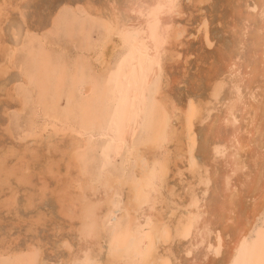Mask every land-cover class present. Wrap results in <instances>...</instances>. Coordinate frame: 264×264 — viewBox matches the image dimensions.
<instances>
[{
    "label": "bare ground",
    "instance_id": "1",
    "mask_svg": "<svg viewBox=\"0 0 264 264\" xmlns=\"http://www.w3.org/2000/svg\"><path fill=\"white\" fill-rule=\"evenodd\" d=\"M5 1L6 5H0V77L14 68L13 54L18 47L3 39L2 21L10 9L19 10L18 15L24 18L20 0ZM177 6V0H132L126 12L120 14L113 4L109 9L90 3L81 7L65 4L52 18L69 32L78 26L87 46L89 22L103 25L108 43L117 34L119 41L114 48L112 45V55L121 59L120 65L114 76L96 79L87 77L82 65L74 63L73 88H69L66 97L68 104L75 97L76 108L69 104L60 121L46 118L38 126L40 133L35 126L32 133H23L24 138H32L31 143L4 144L0 150V208L15 210L17 188L12 187L10 180L31 184L36 171L34 162L42 157L36 175L41 184L39 198L47 191L54 194L60 212L72 221L68 226L78 238L68 255L73 262L80 258L81 264H88L89 256L100 257L106 249L97 264H264V0H255L252 7H246L256 9L249 15L258 20L246 61L232 57L224 71L212 78L207 97L195 100L190 96L181 107L165 90L168 76L149 88L151 76L179 56L172 47L184 31L172 22V17L180 13ZM247 28L246 25L244 30ZM36 32L31 28L25 30L27 53L22 79L40 86L47 102V93L51 91V102L55 104L69 68L63 60L54 63L41 47L34 52ZM204 39L211 45L206 29ZM239 45L246 46L242 40ZM95 54L103 56V49ZM166 72L162 71L164 76ZM12 91L5 90L6 96L20 106L22 95L17 97ZM29 94L25 95L30 97ZM112 106L115 109L109 110ZM213 110L218 117L211 126L207 119ZM116 117L121 121L114 129L109 125ZM173 118L179 125L173 124ZM197 124H208L216 130L203 146L206 156L201 158L195 154ZM49 128L52 133L46 142L42 141L43 132ZM4 130L12 134L8 126ZM140 130L141 138L133 143ZM100 139L110 141L108 149L114 157L118 150L125 151V166L133 163L130 174H119L105 163L106 148L100 152L102 163L97 168V178L89 180L85 176L79 160L95 149ZM43 142L49 152L44 156L38 151ZM178 160L181 166L176 163ZM60 161L71 180L58 179L62 184L49 188L47 177L56 176L55 173L60 176L56 169ZM170 170L181 187L176 188V182L169 185ZM30 194L26 196L28 207L34 200ZM117 197L123 198L122 205ZM117 209L125 211L121 219L116 217ZM42 217L43 213H38L34 223ZM5 242L0 238V258H13L9 264L36 262L29 253L19 260L21 251L12 250L10 243ZM31 250L32 246L27 245L25 252ZM72 261L68 258L66 262ZM38 264L45 262L40 258Z\"/></svg>",
    "mask_w": 264,
    "mask_h": 264
},
{
    "label": "rangeland",
    "instance_id": "2",
    "mask_svg": "<svg viewBox=\"0 0 264 264\" xmlns=\"http://www.w3.org/2000/svg\"><path fill=\"white\" fill-rule=\"evenodd\" d=\"M4 1L2 2L0 0V5H6V1ZM9 1H14L13 3H15L16 0ZM131 2L132 0H20L18 3L20 5L19 9L24 14V18L18 15L19 10L10 9L8 17L2 21L3 39L10 44L16 43L18 47L17 51L13 54L14 68L10 69L7 74L0 77V150L4 144L23 145L25 142L31 143L32 138H24L25 135L35 131V127L36 132L38 131L40 133L38 126L41 125L46 118H53L60 121L63 113L67 111L69 104L74 105V108H76L74 101L75 97H73L69 104L66 97V93L69 88H73L71 73H73L74 63L82 65L84 73L87 77L92 76L96 79H106L107 76H114V72L117 71L120 65L121 59L117 57V55H112L114 45H116L119 41L117 34L113 36V41L108 43L106 42L108 36L105 34V28L103 25L98 22L92 25L91 22H89L91 28L87 42H89L90 45L87 46L86 37L79 32L78 26L69 32L64 25L59 23V21L52 20L56 11L65 4L71 6L78 5L81 7L82 5L90 3L92 5H96L97 7H104L106 9H109L113 4L114 6H117L120 14H124L127 8L131 5ZM254 2L255 0H205L203 2H199V0H177V7L180 9V13L172 17V22L175 26L182 28L184 31L183 35L177 42L178 44L171 45L177 50L179 56H177L174 61H167L169 64H167V62L165 63L164 70H161L151 76L149 88L151 89L155 82L159 81V79L162 80L164 78L166 80V76H168L169 85L165 87V90H167V92L172 96L175 103H178H176L178 106H184L183 104H186L190 96L195 98V100L197 97V99L207 97L209 83L212 81V78L220 75L224 71L228 61L232 62V57H238V60L240 59L239 61L244 63L249 56L248 54L251 49L249 46V44H251L250 39L255 32L256 26L258 25V20L257 18L251 16L255 13L256 9L253 10L246 7L247 5L252 7ZM243 25H247L248 28L244 30L245 26L243 27ZM47 27L49 29H47ZM26 28H31L34 32H38H36L38 38L36 37V40L33 43L35 49L34 52L37 51V48L41 47L44 53L48 52L50 54L54 63L56 60L60 59L65 61L67 68H69L65 70L66 79L65 83H63V90L57 97V102L55 104H52L51 102L53 96L51 91H48L47 93V102L42 95V89L39 88L40 86H35L33 82L27 83V80L25 83L22 79V75L24 74L23 65L25 64L23 63V58L27 53L25 50V47H27L25 44L27 43V37L25 35ZM108 29H110L109 25ZM205 29L207 30L208 37L211 40V45L206 44L204 39ZM44 30L46 31L43 32ZM42 38H44V40H42ZM241 40L244 41L246 45L245 47L244 45H239ZM100 49H103V56L95 54V52L97 53ZM165 67L167 69H165ZM162 71H167L165 76ZM11 86L12 88H9ZM36 87L40 90H37ZM8 89H13L12 92L16 94L17 97L20 94L22 95V97L19 96L20 99L22 98L20 106L15 101L13 104V101L6 96L5 90ZM26 89L28 90V93ZM24 92L27 95L31 92V95L29 94L30 97L25 95ZM75 93L77 96V89ZM22 100H24V104ZM107 104L108 103H106V105ZM64 108L66 110H64ZM108 108L109 110L115 109L113 106ZM18 109L21 110L19 111ZM104 109L107 110V107ZM247 110H249L248 107ZM217 117V112L215 110L211 111V116L207 119L211 122V126L214 123L212 120ZM69 119L71 120L70 117ZM113 119L112 124L109 126H112V128L115 129L121 120L118 117L114 120ZM173 121L174 125H179L177 119L173 118ZM114 122H116V124ZM241 123L243 124L244 122ZM5 126H8L12 134L9 135L5 132ZM32 126L35 127L33 128ZM32 128L34 129L33 131L31 130ZM195 129V133L197 132V146L195 154L197 153L196 155L201 158L202 155L206 156V152L202 150L203 146L206 145L208 138L211 139L213 137L212 135L216 133V130H211L208 124H197ZM50 130L51 129L49 128V131L43 132L42 141H45L49 133H52ZM23 133L26 134L24 135ZM141 136L142 132L140 130L135 135L133 143L138 142ZM51 140H54V138L51 137ZM61 143L63 144L64 142ZM108 146H110V141L107 139H100L97 147L95 149H90L88 154H86L87 156L83 158V160L82 158L79 160V165L81 164V169L89 180L97 178V168L102 163L100 159V152L103 149H108ZM169 148H172L171 144L169 145ZM262 150H264V148H262ZM38 151L40 153L43 152V156L49 153L45 148L44 142L43 144H40ZM117 152L118 155L114 157L113 151L108 149L105 154V163L109 164V167L117 171L119 174H130L133 169L132 161L125 166L123 162L125 151L122 149L121 152L120 150ZM42 161L43 159L41 157L34 162V165L32 164L34 166L33 169L36 171L34 170L35 176L33 175L31 184L22 185L21 183L18 184L13 179L10 180L12 187L14 188L15 186L17 188V203L15 210H11L10 212L4 208H0V238L4 239V241H6L5 243L9 242V247L12 250L21 251L19 252V260L21 258L23 259V257L26 256L25 254L29 253L32 257H35L37 263L35 262L34 264H38L40 258L45 262V264H67L66 261L68 258L72 261L71 256L69 257L68 255L71 250L75 249L74 247L77 244L78 238L76 232L68 226L72 224V221L70 222L68 217L63 216L60 212L59 204L55 195L47 191L41 199L39 198L41 184L36 175L38 174L37 171H40V167L43 163ZM176 163L179 166L182 165L179 160L176 161ZM58 165L59 166L56 167V169L60 171V176H57V173H55L56 176L47 177L46 183L49 188L59 186L62 184V180L67 181L69 179L64 171L65 168L63 162L60 161ZM171 169L173 170V165L171 166ZM168 176L167 181L170 183L169 185L174 184V182H176L175 184H178V179L173 176L171 170L169 171ZM184 177H188L187 174H185ZM58 179L62 180L58 182ZM72 186H74V184H72ZM175 186L176 188L181 187L180 183ZM29 193L32 195L31 198L34 199H32L33 205L30 207L25 204L27 198L26 196ZM116 200L120 202L119 205H122L123 198L117 197ZM38 213H43V217L39 223H34V219ZM124 214L125 211L123 209H117V219H121ZM105 236L106 239L105 242H103L104 248L107 247L106 242L108 240V235L105 234ZM27 245L30 247L32 246V250L30 251L31 253L25 252ZM105 250L101 252L102 254L100 257L98 256L99 258L89 256L88 264H97V261L103 258ZM11 260H13V258L10 259L9 257H1L0 264H9L8 261ZM15 264L22 263H19V261L17 263L15 261ZM70 264H81L80 258H76L74 262L72 261Z\"/></svg>",
    "mask_w": 264,
    "mask_h": 264
}]
</instances>
